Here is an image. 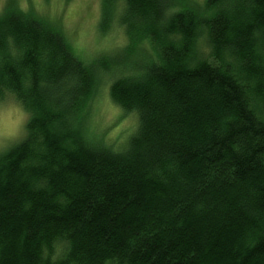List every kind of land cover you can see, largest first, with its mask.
<instances>
[{"label": "trees", "instance_id": "obj_1", "mask_svg": "<svg viewBox=\"0 0 264 264\" xmlns=\"http://www.w3.org/2000/svg\"><path fill=\"white\" fill-rule=\"evenodd\" d=\"M122 2L149 50L124 79L0 15V100L29 113L0 153V264H264V0ZM103 77L136 116L119 150L77 130Z\"/></svg>", "mask_w": 264, "mask_h": 264}, {"label": "rangeland", "instance_id": "obj_2", "mask_svg": "<svg viewBox=\"0 0 264 264\" xmlns=\"http://www.w3.org/2000/svg\"><path fill=\"white\" fill-rule=\"evenodd\" d=\"M204 1L165 0L166 5L161 9L165 6L166 11L195 9L204 5ZM211 8L206 7L207 12ZM6 10L26 13L52 27L84 63H91L93 68L99 64L109 68L111 79L127 77L148 61L145 43L142 40L131 43L127 37V25L138 20L127 13L122 0H0V15ZM99 82L83 121L77 125L78 134L82 140L81 131L87 136L93 134L110 149H123L127 137L136 128V116L112 101L107 77ZM28 119L29 113L14 96L0 100V153L25 138Z\"/></svg>", "mask_w": 264, "mask_h": 264}]
</instances>
